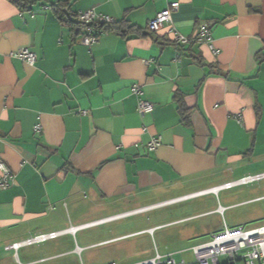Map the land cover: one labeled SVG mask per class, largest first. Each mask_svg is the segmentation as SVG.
<instances>
[{
  "label": "crops",
  "instance_id": "obj_1",
  "mask_svg": "<svg viewBox=\"0 0 264 264\" xmlns=\"http://www.w3.org/2000/svg\"><path fill=\"white\" fill-rule=\"evenodd\" d=\"M56 1L0 0V160L14 173L0 189V264L193 263L225 226L264 225V0H69L146 29L175 4L161 30L90 45L72 40ZM200 23L218 52L174 41L170 29L192 36ZM137 83L151 112L137 109ZM211 215L209 239L183 236Z\"/></svg>",
  "mask_w": 264,
  "mask_h": 264
},
{
  "label": "built area",
  "instance_id": "obj_2",
  "mask_svg": "<svg viewBox=\"0 0 264 264\" xmlns=\"http://www.w3.org/2000/svg\"><path fill=\"white\" fill-rule=\"evenodd\" d=\"M175 8V4H171L168 8L161 10L157 15L149 21V27L158 31L171 23V12ZM76 16L79 20L90 23L93 21L113 22L114 18L109 15L98 14L94 10L76 11ZM88 33L82 36V42L90 45L98 40L92 34L90 28H87ZM174 41L179 45L195 42H208L210 48L214 52L218 49L214 46L211 38L210 25L208 23H200L195 33L192 36H185L177 31H173ZM18 55L30 63L37 60V55L28 47H23L19 50ZM133 92L139 97L137 109L141 114L151 112L154 105L151 101L143 97L144 91L140 84L133 85ZM39 125L36 129H39ZM160 143V138H154L148 144L150 149H155ZM261 175L247 176L242 179L243 182L261 178ZM14 181V173L8 164L0 160V189L7 188ZM233 182H229L226 186H232ZM59 232H50L37 234L29 237L22 242H15L6 246L7 249H17L21 244H32L45 241L58 236ZM196 261L193 263L178 262L175 258L169 256L167 258L157 257L153 260L137 264H255L256 261L264 264V225H256L247 227L225 226L221 230L212 234L209 241L201 243L194 247ZM113 264V263H111Z\"/></svg>",
  "mask_w": 264,
  "mask_h": 264
},
{
  "label": "trees",
  "instance_id": "obj_3",
  "mask_svg": "<svg viewBox=\"0 0 264 264\" xmlns=\"http://www.w3.org/2000/svg\"><path fill=\"white\" fill-rule=\"evenodd\" d=\"M11 3L16 5L21 10L32 9L36 0H9ZM52 7L57 14L61 22L65 23L70 28L72 40L75 41L77 37H82L88 33L87 28H90L92 34L95 35L98 40L100 37L107 32H115L122 37H128L133 34L145 36L150 32V27L147 29L137 24L131 23L126 17L122 19L114 20L113 22H101L93 21L90 23L81 21L76 16L70 6L69 0H57L52 4ZM152 30V29H151ZM97 40V41H98ZM176 99L179 102V112L184 122H189L191 118L190 108L187 107L184 102L182 94L177 93Z\"/></svg>",
  "mask_w": 264,
  "mask_h": 264
},
{
  "label": "rangeland",
  "instance_id": "obj_4",
  "mask_svg": "<svg viewBox=\"0 0 264 264\" xmlns=\"http://www.w3.org/2000/svg\"><path fill=\"white\" fill-rule=\"evenodd\" d=\"M199 200H201V199H199ZM199 200L196 199V200H194V202H198ZM217 222L218 221L216 220L215 216L211 215V216H206V217L196 219L193 222H191L192 226L191 227L189 226L190 230L187 229L185 226H180L179 228L182 230L183 236L185 238L191 239L192 243H199V242L205 241L211 237L209 231ZM259 223H256V224L249 223V224H246V226L251 227L253 225H258ZM263 223H264V220H263ZM207 233H209V234H207ZM173 234H174V230L170 233V235L173 236ZM163 236L165 238L168 237L165 234H163ZM192 237H196V238L193 239ZM185 256L190 258L192 256V254H191V252H187L185 254Z\"/></svg>",
  "mask_w": 264,
  "mask_h": 264
},
{
  "label": "bare ground",
  "instance_id": "obj_5",
  "mask_svg": "<svg viewBox=\"0 0 264 264\" xmlns=\"http://www.w3.org/2000/svg\"><path fill=\"white\" fill-rule=\"evenodd\" d=\"M154 31V30H153Z\"/></svg>",
  "mask_w": 264,
  "mask_h": 264
}]
</instances>
